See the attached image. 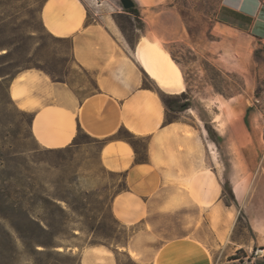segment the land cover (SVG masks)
<instances>
[{
  "label": "crops",
  "instance_id": "0c3cea01",
  "mask_svg": "<svg viewBox=\"0 0 264 264\" xmlns=\"http://www.w3.org/2000/svg\"><path fill=\"white\" fill-rule=\"evenodd\" d=\"M132 1L144 23L133 47L114 23L112 16L119 11L109 0H45L41 7L45 31L70 42L72 61L95 83L88 93L79 96L66 82L31 68L9 82L15 105L32 114L29 131L37 145L64 149L76 146L85 134L101 142L100 166L123 176L125 189L112 197L110 211L120 225L139 228L122 247H80L71 254L75 264H117L120 252L136 264H235L231 258L239 252L264 249V190L242 185L246 167L239 182L237 151L231 153L230 175L224 178L221 156L206 139L200 119L207 111L200 93L189 98L188 109L170 112L174 119L165 123L159 93L187 94L188 84L182 64L161 39L185 41L189 25L178 11L154 9L166 0ZM217 27L230 35L237 51L246 53L253 41L264 43V2L224 0L213 30ZM191 47L200 53L207 44L199 35ZM145 76L155 89L142 86ZM214 107L208 123L216 129L231 126L221 123L224 114ZM247 116L245 111L242 124L236 121L239 128L247 129ZM121 130L134 136V146L118 135ZM240 153L249 159V153ZM259 158L264 175V152ZM225 183L235 201L247 200V226L240 237H235L237 212L223 203Z\"/></svg>",
  "mask_w": 264,
  "mask_h": 264
},
{
  "label": "rangeland",
  "instance_id": "374dc122",
  "mask_svg": "<svg viewBox=\"0 0 264 264\" xmlns=\"http://www.w3.org/2000/svg\"><path fill=\"white\" fill-rule=\"evenodd\" d=\"M109 1L114 10L119 11L112 16L114 23L118 27L115 20L119 21L126 36L135 43L138 29H143V21L139 15L125 13L120 0ZM223 1L166 0L154 9L178 11L189 25L185 41L166 42L164 38L161 41L183 66L188 97L197 93L205 97L207 111H202L204 115L201 114L200 119L207 140L211 141L206 128L221 138L216 143V151L221 156L224 178L228 180L230 175L231 153L237 151L234 161L239 182L241 171L246 167L249 172L242 185L248 184L262 192L264 175L259 157L264 152V43L255 40L246 53L237 51L223 27L213 30L216 13ZM43 3L44 0H0V198L3 194L9 196L7 204L0 200V206L9 207L6 212L11 215L10 206L21 202L33 217L50 225L39 238L51 244L50 252L59 255L47 259V264L57 261L75 264L76 257L71 250L77 252L80 247L99 245L122 247L139 226H122L111 214L110 201L123 189V176L110 174L100 166L98 150L101 142L81 134L76 146L56 150L41 148L29 131V113L15 105L6 85L1 82V76L10 80L31 68L51 80L66 82L79 96L93 89L90 74L72 61L70 42L57 39L43 28L40 20ZM199 35L207 49L197 53L191 45ZM13 98L17 97L13 95ZM214 104L219 106L218 113L224 114L221 123L229 122L231 126L221 125L218 130L208 123L215 117ZM249 107L247 129H241L236 121L241 122ZM240 151L249 153L246 156H250L249 159H245ZM20 187L27 197L21 199L16 193ZM258 201L261 204L263 199ZM223 203H231L233 211L237 212L235 237L244 235L247 200L233 203L225 193ZM14 218L19 219L17 215ZM0 225V264H39L37 259L41 257H33L5 222L0 221ZM4 230L10 233L9 244ZM36 249L44 250L40 246ZM256 249L263 248L243 250L237 255L239 259L233 262L244 264L246 257L250 260ZM116 259L117 264H136L124 252L117 253Z\"/></svg>",
  "mask_w": 264,
  "mask_h": 264
},
{
  "label": "trees",
  "instance_id": "16d2710c",
  "mask_svg": "<svg viewBox=\"0 0 264 264\" xmlns=\"http://www.w3.org/2000/svg\"><path fill=\"white\" fill-rule=\"evenodd\" d=\"M45 1V0H44ZM263 1V0H261ZM264 2V1H263ZM125 13L127 14H132L135 16H138V11L136 9V6L134 4L133 7L129 8L128 10H124ZM118 24L119 29L121 30V32L124 35V39L127 42V44L130 47L134 46V41L131 40L130 38H128L125 34L124 31V27L120 24L119 21L115 20ZM129 22V20H128ZM255 38H258L256 35H254ZM2 77V84L6 85V88H9V82L10 80L13 78H11L10 80H7L4 76ZM52 78V76H51ZM53 81H57V82H63L61 80L58 79H54L52 78ZM93 86L96 87L95 83H93ZM142 86L144 88H148V89H155V87L153 86V84L147 79V77L145 76L143 78V82H142ZM159 98L163 104V107L165 109V123L171 122L173 121L174 117L172 115H170L169 113H174V112H180V111H184L186 109H188L191 105L189 97L186 93H182L180 95H176V96H171V95H166L163 93H159ZM179 99H182L183 101L180 102ZM250 111V107L246 109V113L248 114V112ZM29 115V123L32 119V114H28ZM211 141H213L215 144L218 143L221 138L215 134L212 133L208 130V128H206ZM85 135V134H84ZM118 135L120 137H122L125 141H127L130 145L134 146V136L132 134H130L129 132L125 131V130H121L119 131ZM87 136V135H86ZM125 189V183H124V179H123V189ZM121 190V191H122ZM223 194L227 193L230 200L235 203V199L234 196L230 190V188L228 187V184L225 183L223 185ZM19 197L22 199L25 196L27 197V194L25 192L24 189H22L21 187L17 190L16 192ZM8 195L7 194H3L2 197L0 198V200L2 201V203H5L8 200ZM9 207H4L2 208V206H0V221L5 222L15 233L16 235L19 237L22 245L25 248H28L31 255L34 256H38L41 257L39 259H37V262L39 264H47V262H45L47 259H52L54 255H59L58 252H50V248H51V244L47 241H42L40 240V235L41 234H45L47 229L50 228V225L45 223L43 220L39 219V218H35L33 217L29 211L27 209L24 208V206L22 205L21 202H18L16 205H12L10 206V209L12 210V214L10 215L9 212H6V209H8ZM14 215H17L19 217L18 221L14 218ZM1 227V225H0ZM4 235L6 236V240L8 242V244L11 242V236L10 233L7 230H4ZM42 247L44 248L43 251H39L36 249V247ZM238 254H236L235 256H233L231 258V260H238ZM54 264H63L61 262H56ZM255 264H264V262H258Z\"/></svg>",
  "mask_w": 264,
  "mask_h": 264
},
{
  "label": "built area",
  "instance_id": "2783aa9c",
  "mask_svg": "<svg viewBox=\"0 0 264 264\" xmlns=\"http://www.w3.org/2000/svg\"><path fill=\"white\" fill-rule=\"evenodd\" d=\"M246 259L244 264H255L257 260H264V249H256L253 251V254H251L250 260L249 256L246 257Z\"/></svg>",
  "mask_w": 264,
  "mask_h": 264
},
{
  "label": "water",
  "instance_id": "95a60500",
  "mask_svg": "<svg viewBox=\"0 0 264 264\" xmlns=\"http://www.w3.org/2000/svg\"><path fill=\"white\" fill-rule=\"evenodd\" d=\"M120 3L124 10H128L134 6V2L132 0H120Z\"/></svg>",
  "mask_w": 264,
  "mask_h": 264
}]
</instances>
